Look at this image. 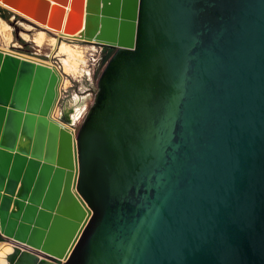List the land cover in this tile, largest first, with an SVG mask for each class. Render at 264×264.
<instances>
[{"label": "water", "instance_id": "obj_1", "mask_svg": "<svg viewBox=\"0 0 264 264\" xmlns=\"http://www.w3.org/2000/svg\"><path fill=\"white\" fill-rule=\"evenodd\" d=\"M0 2L112 48L77 132L0 48L6 264H264V0Z\"/></svg>", "mask_w": 264, "mask_h": 264}, {"label": "rangeland", "instance_id": "obj_2", "mask_svg": "<svg viewBox=\"0 0 264 264\" xmlns=\"http://www.w3.org/2000/svg\"><path fill=\"white\" fill-rule=\"evenodd\" d=\"M0 17L6 20L11 25L12 33V37L9 41H5L2 37H0V45L8 47L13 51L25 54L30 53L34 56L35 54H39V56L46 57V59H54L58 63L59 67H62L61 57L63 56V54L58 52L59 50L56 46H53L54 44H52L49 40H46L43 44L39 45L34 42L33 39H31V36L38 28L37 26L27 29V26L23 25V23L27 24V20L22 19L17 15L15 17V14L1 6ZM21 31L28 33L31 38H25ZM50 35L53 36V34ZM60 39L63 38L60 37ZM64 41L72 46H77L80 49L82 48V56H84V58L86 59L85 64L81 65L83 70L74 75L69 74L66 76L65 74V76L69 79V83L62 87L61 99L58 106V108L61 110L62 108H65L68 100H73L74 97L78 96L87 97L86 105L83 108L81 115L76 119V122L74 124L75 132H77L87 111L94 101V97L98 89L95 83V65L100 59L103 49L96 46V49H92L90 45L93 44H88L87 42L77 38H64ZM66 111L68 110L65 109L64 112ZM63 113H60L59 115L68 117L65 113ZM0 240H2V238H0Z\"/></svg>", "mask_w": 264, "mask_h": 264}, {"label": "bare ground", "instance_id": "obj_3", "mask_svg": "<svg viewBox=\"0 0 264 264\" xmlns=\"http://www.w3.org/2000/svg\"><path fill=\"white\" fill-rule=\"evenodd\" d=\"M0 6L7 8V6L1 2H0ZM11 12L17 14V12H14V11H11ZM20 15H21V17L23 16V18L25 20L32 22V24H34V26L38 27L36 29L35 35L32 38L37 44L41 45L46 40H49L52 44H54L53 46L57 47V49L59 50V51L58 50L57 51L59 53L63 54V56L61 57L63 72L74 75V74H77L78 72H80L81 70H83L81 65L85 64V62H86V59L84 58V56H82L83 55L82 54L83 49L82 48L80 49L77 46L76 47L72 46V45H70L64 41V38H74L75 39V38H78L77 36H66L61 31L51 30L49 28H46L45 25H43L41 23L27 19V16H25L22 13ZM23 25L29 27V25H27L26 23H23ZM10 31H11V25L7 21H5L3 18L0 17V37H2L3 40H5V41H9L11 39ZM22 33H23L25 38H27V39L30 38V36L26 32H22ZM49 33L53 34V36L50 35ZM60 37H62L63 39H60ZM4 50H8V49H4ZM67 83H68V80L63 75L62 86L67 85ZM57 110H59V108L56 106L53 110V113L55 114L57 112ZM68 112L69 111L65 112V114L67 116H69ZM58 113L60 114L61 111H59ZM77 117H79L78 114L75 115V118H77ZM11 248H12V244L10 242H7L5 240L0 241V264H6L4 257L6 255V253L10 252Z\"/></svg>", "mask_w": 264, "mask_h": 264}, {"label": "crops", "instance_id": "obj_4", "mask_svg": "<svg viewBox=\"0 0 264 264\" xmlns=\"http://www.w3.org/2000/svg\"><path fill=\"white\" fill-rule=\"evenodd\" d=\"M13 14H15V13H13ZM16 15L17 14H15V17H16ZM18 17H20V18H22V19H24L23 17H21V16H19V15H17ZM6 21V20H5ZM27 25H29V27H27V29L28 28H32V27H35L34 26V24H32V22H29L28 20H27ZM22 32H24V31H21V33ZM10 33H11V31H10ZM35 33H36V31L34 32V34L31 36L32 38H33V36L35 35ZM28 34V33H27ZM22 35V34H21ZM29 35V34H28ZM30 36V35H29ZM11 37H12V33H11ZM30 37V38H31ZM31 38V39H32ZM34 41V40H33ZM35 42V41H34ZM88 44H92V43H89V42H87ZM94 45V44H93ZM96 47H98L97 45H96ZM101 46H99L98 48H100ZM0 48H3V49H8V50H12V49H10V48H8V47H5V46H3V45H0ZM102 48V47H101ZM25 54V53H24ZM35 57L36 58H38V59H41V60H44V61H47V62H49V63H51V64H53V65H55L56 67H57V69L64 75V77H66L67 75H69L68 73H66V72H63V69H62V67H59V65H58V63L54 60V59H50V58H48V59H46V57H41V56H39V54H35ZM54 58V57H53ZM65 74H66V76H65ZM66 79L69 81V79H68V77H66ZM69 83V82H68ZM77 98V103L75 104V105H73V106H71V105H66L65 106V108H62L61 110L59 109L58 110V112L59 111H61V113H63L64 112V110L66 109V110H68L69 112H68V118H70V120H71V122L73 123V124H75V122H76V119L78 118H75V115L76 114H78L79 116L81 115V113H82V110H83V108L85 107V103L87 102V97L86 96H78V97H76ZM84 102V103H83ZM58 112H56L55 113V115L56 116H60L59 115V113ZM65 113V112H64ZM63 113V114H64ZM58 114V115H57ZM66 117V116H65Z\"/></svg>", "mask_w": 264, "mask_h": 264}, {"label": "flooded vegetation", "instance_id": "obj_5", "mask_svg": "<svg viewBox=\"0 0 264 264\" xmlns=\"http://www.w3.org/2000/svg\"><path fill=\"white\" fill-rule=\"evenodd\" d=\"M96 45H90V47L92 48V49H96V47H95ZM99 47V46H98ZM102 47V46H101ZM100 47V48H101ZM101 49H112V48H109V47H106V46H104V47H102ZM76 101V102H75ZM75 102V103H74ZM77 103V98L76 97H74L73 98V100H68L67 101V103H66V105L68 106V105H71V106H73V105H75ZM65 105V106H66ZM68 118V117H67ZM70 119V118H69ZM72 123V122H71Z\"/></svg>", "mask_w": 264, "mask_h": 264}, {"label": "built area", "instance_id": "obj_6", "mask_svg": "<svg viewBox=\"0 0 264 264\" xmlns=\"http://www.w3.org/2000/svg\"><path fill=\"white\" fill-rule=\"evenodd\" d=\"M74 129H75V127H74Z\"/></svg>", "mask_w": 264, "mask_h": 264}]
</instances>
